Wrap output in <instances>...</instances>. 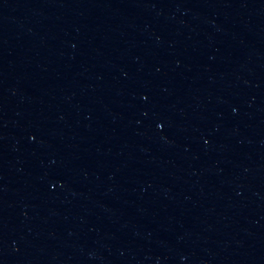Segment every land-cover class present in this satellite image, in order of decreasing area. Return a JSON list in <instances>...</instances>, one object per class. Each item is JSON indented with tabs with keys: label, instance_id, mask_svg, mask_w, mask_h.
<instances>
[{
	"label": "water",
	"instance_id": "water-1",
	"mask_svg": "<svg viewBox=\"0 0 264 264\" xmlns=\"http://www.w3.org/2000/svg\"><path fill=\"white\" fill-rule=\"evenodd\" d=\"M0 264H264V0H0Z\"/></svg>",
	"mask_w": 264,
	"mask_h": 264
}]
</instances>
